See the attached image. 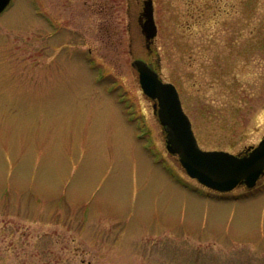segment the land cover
Listing matches in <instances>:
<instances>
[{
	"label": "rangeland",
	"instance_id": "1",
	"mask_svg": "<svg viewBox=\"0 0 264 264\" xmlns=\"http://www.w3.org/2000/svg\"><path fill=\"white\" fill-rule=\"evenodd\" d=\"M12 0L0 15V264H264V176L221 193L166 147L134 60L201 148L264 137V0Z\"/></svg>",
	"mask_w": 264,
	"mask_h": 264
},
{
	"label": "water",
	"instance_id": "2",
	"mask_svg": "<svg viewBox=\"0 0 264 264\" xmlns=\"http://www.w3.org/2000/svg\"><path fill=\"white\" fill-rule=\"evenodd\" d=\"M10 1L0 0V13ZM142 18V31L150 45L158 32L153 0H144ZM133 65L139 72L144 93L154 100V112L165 131L168 151L178 155L181 165L191 177L221 192L241 184L248 188L257 185L264 176V137L257 145L249 146L240 153L201 148L176 85L163 81L158 71L142 59L134 60Z\"/></svg>",
	"mask_w": 264,
	"mask_h": 264
},
{
	"label": "flooded vegetation",
	"instance_id": "3",
	"mask_svg": "<svg viewBox=\"0 0 264 264\" xmlns=\"http://www.w3.org/2000/svg\"><path fill=\"white\" fill-rule=\"evenodd\" d=\"M139 19H140V21L142 20V16H141V14H140V17H139ZM147 47L151 50L152 49V45L150 44V45H148V42H147Z\"/></svg>",
	"mask_w": 264,
	"mask_h": 264
}]
</instances>
